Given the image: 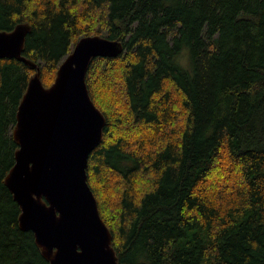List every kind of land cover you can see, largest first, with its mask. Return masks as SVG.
<instances>
[{
  "label": "trees",
  "instance_id": "obj_1",
  "mask_svg": "<svg viewBox=\"0 0 264 264\" xmlns=\"http://www.w3.org/2000/svg\"><path fill=\"white\" fill-rule=\"evenodd\" d=\"M20 22L46 86L81 37L124 42L87 73L107 118L88 181L119 264H264V0H0V30ZM36 71L0 58V264H50L5 183Z\"/></svg>",
  "mask_w": 264,
  "mask_h": 264
},
{
  "label": "water",
  "instance_id": "obj_2",
  "mask_svg": "<svg viewBox=\"0 0 264 264\" xmlns=\"http://www.w3.org/2000/svg\"><path fill=\"white\" fill-rule=\"evenodd\" d=\"M32 25L0 30V58L17 57L37 69L17 112L19 147L5 183L21 206L20 225L32 230L50 264H119L113 233L88 181L92 152L102 143L107 118L93 101L87 73L94 58L117 57L122 40L81 37L46 86L39 63L23 53Z\"/></svg>",
  "mask_w": 264,
  "mask_h": 264
},
{
  "label": "rangeland",
  "instance_id": "obj_3",
  "mask_svg": "<svg viewBox=\"0 0 264 264\" xmlns=\"http://www.w3.org/2000/svg\"><path fill=\"white\" fill-rule=\"evenodd\" d=\"M185 63L188 64V62L185 60Z\"/></svg>",
  "mask_w": 264,
  "mask_h": 264
}]
</instances>
